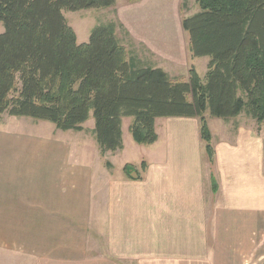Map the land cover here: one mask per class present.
<instances>
[{
  "label": "trees",
  "instance_id": "trees-1",
  "mask_svg": "<svg viewBox=\"0 0 264 264\" xmlns=\"http://www.w3.org/2000/svg\"><path fill=\"white\" fill-rule=\"evenodd\" d=\"M116 1L0 0V116L46 120L63 131H81L93 116L103 154L123 149L124 117H132V136L144 145L158 140V118L197 117L211 163L207 111L225 120L246 113L264 125V0H197L199 12L183 18L192 56L211 58L206 80L195 67L183 80L140 64L115 21L97 25L79 43L64 12ZM133 169L124 167L128 177L141 178Z\"/></svg>",
  "mask_w": 264,
  "mask_h": 264
},
{
  "label": "crops",
  "instance_id": "crops-1",
  "mask_svg": "<svg viewBox=\"0 0 264 264\" xmlns=\"http://www.w3.org/2000/svg\"><path fill=\"white\" fill-rule=\"evenodd\" d=\"M31 131L0 130V248L10 247V240L29 239L32 225L42 232L35 239L56 231L77 237L72 228L76 222L86 223L89 199L100 188L72 184L76 177L61 172L57 162L60 139L45 136L38 128ZM237 135L216 145L214 163L202 156L200 144L196 154L184 136L180 139L189 147L183 152H171L160 140L146 145L147 167H138L139 179L127 176V162L117 177L105 170L102 218L108 248L119 249L116 256L127 251L140 264H215L209 251L217 256L219 249L231 251L236 259L245 257L244 247L251 246L250 234L256 229L249 226L251 214L264 213V187L259 191L261 202L251 206L250 143L245 130L239 129ZM210 235L212 247L207 242ZM103 263L110 264V258Z\"/></svg>",
  "mask_w": 264,
  "mask_h": 264
},
{
  "label": "rangeland",
  "instance_id": "rangeland-1",
  "mask_svg": "<svg viewBox=\"0 0 264 264\" xmlns=\"http://www.w3.org/2000/svg\"><path fill=\"white\" fill-rule=\"evenodd\" d=\"M199 10L197 0H117L114 6L108 8L66 10L64 13L69 24L76 31L79 43L88 42L93 28L97 25L115 21L119 24L117 34L122 44L130 56L133 54L138 58L140 64L162 67L173 78L183 80H188L190 68L195 67L202 79L206 80L211 58L192 56L189 34L182 27L183 18L192 16ZM4 29V25L0 23V34ZM206 117L212 136L215 138L212 141L215 155L218 151L216 145L238 138L239 129L246 131L251 156V206L258 205L261 202L259 191L264 187V125L259 127L256 120L246 113L225 120L214 117L207 111ZM12 121L17 122L12 123ZM132 121V117L123 118V141L127 150L124 151L123 147L121 150L103 154L93 133L95 125L93 116L84 123V129L81 131H63L50 121L32 117L12 116L8 113L0 116V130L31 133V130L38 128L43 135H53L56 139H60L56 142V146L60 148L57 162L61 172H68L76 177L72 184L75 183L80 187L85 183L100 185L94 199L92 196L89 199L91 214L88 213L90 215L84 218L86 223L76 222L72 228L73 231H77V237L68 238L65 234L53 230L56 232L47 234L46 238L44 235L41 239H35L34 237L42 232L33 230L34 225H32L29 239L10 240V247L0 248V264H104L105 258H110V264H140L134 261V255L128 254L127 251H122L121 256H116L114 253L119 249L108 248V237L102 218V207L105 202L104 171L109 170L112 176L117 177L118 173H123L125 162L134 166L133 172H137L144 161L147 167L148 148L134 140L130 131ZM40 123L44 126H39ZM156 130L159 135L158 140L170 147L171 152H183L184 147H189L182 143V138L186 136L189 138V144L191 142L190 145L194 146L195 153L200 152L197 147L200 144V153L205 159L207 158L206 143L201 139L197 117H161L156 121ZM208 167L211 169L210 166ZM204 172L206 173V168ZM216 174L215 164L212 166V175L216 176ZM250 219L249 226L253 228L255 225L256 229L250 234L253 239L251 246L244 247L245 257L236 259L231 255V251L219 249L217 256H215L216 251H209L210 261L215 264H264V213H252ZM62 225L63 230L70 231L69 225ZM55 226L59 227V225ZM207 242L211 247L214 245L211 235ZM109 250L111 253L108 252ZM231 257H234L232 258L234 262L228 263Z\"/></svg>",
  "mask_w": 264,
  "mask_h": 264
}]
</instances>
